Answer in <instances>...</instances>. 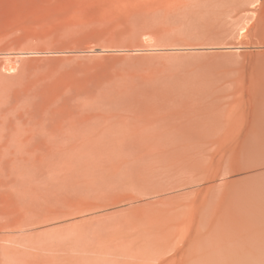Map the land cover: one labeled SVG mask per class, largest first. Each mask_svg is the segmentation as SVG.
Masks as SVG:
<instances>
[{"label":"rangeland","instance_id":"obj_1","mask_svg":"<svg viewBox=\"0 0 264 264\" xmlns=\"http://www.w3.org/2000/svg\"><path fill=\"white\" fill-rule=\"evenodd\" d=\"M262 130L264 0H0V264H264Z\"/></svg>","mask_w":264,"mask_h":264},{"label":"bare ground","instance_id":"obj_2","mask_svg":"<svg viewBox=\"0 0 264 264\" xmlns=\"http://www.w3.org/2000/svg\"><path fill=\"white\" fill-rule=\"evenodd\" d=\"M256 133L257 134H260L261 136L259 137V139H257L256 141H259V144H257V145H255V149L256 150H261L262 151V153L264 154V130H262V131H256ZM256 156V155H255ZM254 156V157H255ZM251 161L250 162H248V166H246L245 168H242V167H240V169H231L230 170V172L231 173H235V172H238V171H247V172H255V173H253V174H251V175H249V176H247L244 180H246V182H248V181H251L250 179H253V178H257V177H261V176H263L264 175V157L260 154V158L258 159V158H254V159H250ZM242 171V172H243ZM264 184V183H263ZM251 189H252V187H250L249 188V190L248 191H251ZM252 194V193H251ZM263 195V194H262ZM251 196V195H250ZM250 196H249V199H250ZM253 196V195H252ZM249 199L247 200V201H249ZM259 199V198H258ZM255 200V199H254ZM260 200V199H259ZM260 202V201H259ZM258 202V203H259ZM264 204V203H263ZM261 205V204H260ZM252 206H253V204H252ZM259 206V205H258ZM246 207V206H245ZM261 207V206H260ZM250 208H251V213H254V211L252 212V207H251V204H250ZM259 208V207H258ZM264 208V207H263ZM262 209V208H261ZM259 210V209H258ZM249 212V213H250ZM261 213V214H260ZM260 213H259V211H257V216H259L261 219V221H259V219L258 218H256V217H254V219H258V221H256L257 223H261L262 225H261V227L260 228H258L257 230H249L250 232V236H252L253 237V235H261L262 237L264 236V222L262 221V219L264 218V216H263V212L262 211H260ZM253 218L251 219V221L250 222H252V220H254ZM264 220V219H263ZM249 222V221H248ZM255 222V220H254V222H252V223H256ZM250 226H252V225H250ZM248 228V227H247ZM250 236H248V237H250ZM254 236V237H255ZM256 238V237H255ZM259 238V237H258ZM252 239V238H251ZM254 239V238H253ZM257 239V238H256ZM249 240H250V238H249ZM264 241V240H263ZM251 242V241H250ZM249 242V243H250ZM253 242V241H252ZM255 243V242H254ZM253 244V243H252ZM252 244H249V245H252ZM262 244V243H261ZM254 245V244H253ZM256 245V244H255ZM259 246V245H258ZM261 246V245H260ZM256 247V246H255ZM262 249H263V247H262ZM254 250H256L255 248H254ZM250 251V250H249ZM259 251V250H258ZM263 252H264V250H263ZM253 253H255V252H253ZM252 252H251V255L253 254ZM260 254H258V256H259ZM260 256H262V255H260Z\"/></svg>","mask_w":264,"mask_h":264}]
</instances>
